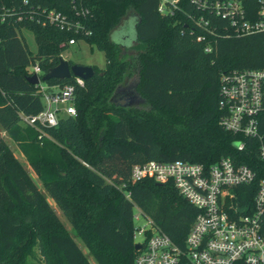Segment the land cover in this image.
Segmentation results:
<instances>
[{
	"label": "trees",
	"instance_id": "obj_1",
	"mask_svg": "<svg viewBox=\"0 0 264 264\" xmlns=\"http://www.w3.org/2000/svg\"><path fill=\"white\" fill-rule=\"evenodd\" d=\"M22 1L0 0L3 8L15 9V15L0 22V264H25L35 249L45 264H90L86 254L96 264H132L134 206L182 246L196 209L170 181H128L132 165L146 161L179 159L207 167L230 158L253 171L248 194L237 197L241 204L252 199L264 163L252 139L221 127L218 88L225 71L264 68V34L235 36L226 19L196 9L189 0H178L171 15L157 10L159 0ZM36 7L58 11L80 29L42 26L36 15L27 17ZM78 8L87 13L81 16ZM198 16L206 28L195 24ZM128 19L134 36L121 45L111 34ZM23 31L32 34L34 53ZM69 39L99 50L104 66L90 64L93 74L82 86L75 85L73 116L59 117L52 128L31 127L21 116L36 115L42 100L37 85L26 77L33 74V65L39 75L56 66ZM130 79L143 98L140 106L114 105L110 97ZM45 83L62 87L74 82L70 76ZM1 133L16 144L86 254L63 229ZM238 140L244 142L242 150L233 146Z\"/></svg>",
	"mask_w": 264,
	"mask_h": 264
},
{
	"label": "built area",
	"instance_id": "obj_2",
	"mask_svg": "<svg viewBox=\"0 0 264 264\" xmlns=\"http://www.w3.org/2000/svg\"><path fill=\"white\" fill-rule=\"evenodd\" d=\"M71 1L75 4L80 0ZM177 1L159 0L157 10L171 15ZM249 1L254 5H244L241 0H189L196 9L226 19L235 36L264 34V0ZM22 4H27V0ZM76 12L81 16L87 13L81 8ZM27 13L29 19L36 15V21L42 26L80 29L77 21H70L54 9L36 7ZM13 15L14 8L0 6V22ZM21 16L18 13L17 18ZM194 22L202 28L207 26L202 16ZM74 43L69 39L66 45ZM208 50L205 48L206 52ZM30 69L39 75L38 65ZM219 78L217 105L222 112L221 127L234 135L252 139L257 147V158L264 163V68L229 70ZM73 82L62 87L38 82L42 109L36 115L21 116L23 122L34 128L39 125L52 128L59 117L73 116L74 87L82 86L84 81L73 77ZM235 143L237 150L245 147L242 140ZM143 178L155 183L170 181L178 194L196 209V214L183 245L177 246L134 206L132 236L133 244H139V249L135 250L132 264H264V176L256 182L252 199L243 204L237 197L248 194L254 173L246 164H235L230 158H220L207 167L179 159L132 165L128 181ZM140 220L143 224L136 225ZM136 236L141 239L135 240Z\"/></svg>",
	"mask_w": 264,
	"mask_h": 264
},
{
	"label": "rangeland",
	"instance_id": "obj_3",
	"mask_svg": "<svg viewBox=\"0 0 264 264\" xmlns=\"http://www.w3.org/2000/svg\"><path fill=\"white\" fill-rule=\"evenodd\" d=\"M133 25H134L133 20H131V19L124 20L120 24L119 28L111 34V39L113 41H115L116 43L121 44V42H122V43H125L128 45L129 39L131 40V38L134 36ZM23 36L25 38L27 48H29L30 52L34 53L35 48H34V42H33L32 34L28 31H23ZM123 36H127V38H125L124 40H121V38ZM60 57H61V59L65 60V61H69V62L71 61L74 63H80V64H84V65L92 64V65H96L98 68H102L104 66L103 54L99 50H97L95 47L88 46L87 44H84L83 42H77V43H74L72 45H69L68 48H66L61 53ZM42 83H44V82H42ZM129 83L134 84V80L130 79V80H128V82L126 84H123L122 86L123 87L127 86ZM122 86H121V88H122ZM140 104H141V101L139 103H134L132 105L139 107ZM1 135L5 140V143L8 147L9 152H11L12 156H14L17 159V161L21 165L22 169L25 170V172L28 174V176L30 177V179L32 180L34 185L37 186V188L40 189V191L45 196V199H46L47 203H49L51 208L53 209L55 216L58 218V220H60L63 229L70 235V237H72L74 239V241L77 243V245L79 246L82 253L86 254V249L84 248L80 239L75 236V234H74L73 230L71 229L68 221L65 220V218L61 214L60 210L58 209L57 206H55L54 203H52L51 199L46 197L44 190L40 186L39 182L36 180L32 170L29 169L25 158L23 157L22 153L19 152L16 144L13 141H11L7 137V135H4L2 133H1ZM138 224H143V220H140L136 225H138ZM140 239H141L140 237L136 236L135 240L139 241ZM86 257H87V260L90 264H96L94 259L89 254H86ZM25 264H45V263H44L41 255H38V251L35 249L34 250V258L29 257L26 260Z\"/></svg>",
	"mask_w": 264,
	"mask_h": 264
},
{
	"label": "water",
	"instance_id": "obj_4",
	"mask_svg": "<svg viewBox=\"0 0 264 264\" xmlns=\"http://www.w3.org/2000/svg\"><path fill=\"white\" fill-rule=\"evenodd\" d=\"M127 38V36H123L121 40H124ZM132 42V40L130 41ZM123 45V44H121ZM93 74V69L90 65H83V64H78V63H71L70 65L67 63V61L63 59H59L58 63L56 66L52 67L49 69L47 72H45L42 75H37L36 73L31 74L26 77V80L28 83L31 85L36 86L38 82H46L50 79H68L70 76L73 77H78L82 80H86L88 77H90ZM129 92L126 93L125 95H122V97H119L117 95V88L115 89L114 93L110 97V101L119 107L123 106H131L134 103H139L140 101H143L142 97H139L138 94L135 91V84H131L130 87L128 88ZM118 96V97H117ZM115 97L118 98L117 101H115ZM236 143H233V146H235ZM159 184V183H157ZM133 249L138 250L139 249V244L134 243L133 244Z\"/></svg>",
	"mask_w": 264,
	"mask_h": 264
},
{
	"label": "flooded vegetation",
	"instance_id": "obj_5",
	"mask_svg": "<svg viewBox=\"0 0 264 264\" xmlns=\"http://www.w3.org/2000/svg\"><path fill=\"white\" fill-rule=\"evenodd\" d=\"M132 83H129L127 86H122V88H121V86H119L118 88H117V95L119 96V97H122V95H125L126 93H128L129 92V90H128V88L130 87V85H131ZM117 96V97H118ZM118 100V98H116L115 97V101H117Z\"/></svg>",
	"mask_w": 264,
	"mask_h": 264
}]
</instances>
